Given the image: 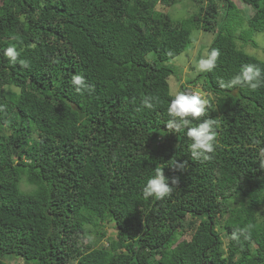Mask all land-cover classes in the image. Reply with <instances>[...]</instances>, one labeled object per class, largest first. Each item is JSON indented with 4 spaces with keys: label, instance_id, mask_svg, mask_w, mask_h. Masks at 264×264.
<instances>
[{
    "label": "trees",
    "instance_id": "16d2710c",
    "mask_svg": "<svg viewBox=\"0 0 264 264\" xmlns=\"http://www.w3.org/2000/svg\"><path fill=\"white\" fill-rule=\"evenodd\" d=\"M177 1L0 0V264H264V87L218 85L247 64L264 76V59L244 50L264 33V0H240L247 12L191 0L196 11L173 18ZM192 29L213 32L207 53L220 51L212 72L178 91L199 85L205 118L217 121L203 163L190 159L186 130L166 128L167 62ZM9 46L29 68L9 62ZM75 74L93 90L76 94ZM146 96L154 109L142 107ZM175 158L189 168L173 170ZM156 167L179 184L145 199ZM248 225L249 239H231Z\"/></svg>",
    "mask_w": 264,
    "mask_h": 264
},
{
    "label": "clouds",
    "instance_id": "9594fccd",
    "mask_svg": "<svg viewBox=\"0 0 264 264\" xmlns=\"http://www.w3.org/2000/svg\"><path fill=\"white\" fill-rule=\"evenodd\" d=\"M4 55L9 62L15 65L17 62L22 68H29L30 64L27 60L20 59V52L15 46H9L4 51ZM166 55L172 56L171 51ZM220 57L219 49L213 48L206 57L199 59L195 68L198 72H212L216 67V62ZM71 83L74 86L76 94L83 95L86 91H92V86L89 85L83 75L75 74L71 78ZM218 85L221 88L231 89L233 87L248 88L256 91L264 87V76L261 74V69L257 65L247 64L242 67V70L230 78L228 81L223 79L218 80ZM155 98L146 96L142 99V107L154 109ZM158 103V100L156 101ZM209 101L199 92L189 90L178 92L171 99L167 112L171 117L166 123L168 133H180L186 130V136L192 141L190 145V159L198 162H206L213 159V154L218 146V133L216 130L217 121L208 116ZM192 121H201L197 126H191ZM161 132V135H164ZM171 168L176 171L184 172L189 168L187 161L180 162L176 158L171 159L169 163ZM259 165L264 168V151L261 152ZM179 184V177L169 178L165 176L163 167L155 168V175L148 179L142 189V195L145 199L154 198L162 200L169 197L174 191V186ZM251 225L239 229L231 234V239L239 242L243 235L245 239L250 238Z\"/></svg>",
    "mask_w": 264,
    "mask_h": 264
},
{
    "label": "rangeland",
    "instance_id": "374dc122",
    "mask_svg": "<svg viewBox=\"0 0 264 264\" xmlns=\"http://www.w3.org/2000/svg\"><path fill=\"white\" fill-rule=\"evenodd\" d=\"M238 7L244 9L247 12L248 6L243 4L240 0H234ZM161 4L158 8H162ZM197 6L191 0H178L176 3L172 4L167 8L168 13L173 18L186 17L195 12ZM191 43L189 46L171 60L167 64L173 67V72L167 77L169 84V90L171 94L176 95L179 91V86L181 82L192 79L198 71L195 68L196 63L199 59L206 57L207 48L211 43L214 33L210 31H204L202 29L196 30L192 29L191 31ZM252 39L255 41L256 46L251 44H246L244 50L260 59H264V33L256 31L252 33ZM189 90L199 92L203 95L199 85L187 84ZM196 89V90H195ZM108 235H114V229L110 226L107 227ZM189 238V234H185L180 237ZM8 264H24L21 259H7Z\"/></svg>",
    "mask_w": 264,
    "mask_h": 264
},
{
    "label": "water",
    "instance_id": "95a60500",
    "mask_svg": "<svg viewBox=\"0 0 264 264\" xmlns=\"http://www.w3.org/2000/svg\"><path fill=\"white\" fill-rule=\"evenodd\" d=\"M74 110L79 114V120H82L84 118V112L80 110V108L77 105H73Z\"/></svg>",
    "mask_w": 264,
    "mask_h": 264
}]
</instances>
